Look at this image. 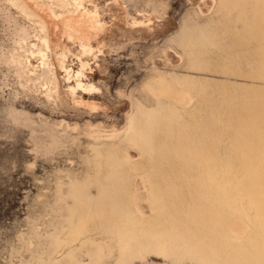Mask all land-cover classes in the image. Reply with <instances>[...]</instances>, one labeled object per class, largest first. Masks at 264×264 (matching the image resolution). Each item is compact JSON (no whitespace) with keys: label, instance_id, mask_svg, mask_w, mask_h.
Segmentation results:
<instances>
[{"label":"rangeland","instance_id":"374dc122","mask_svg":"<svg viewBox=\"0 0 264 264\" xmlns=\"http://www.w3.org/2000/svg\"><path fill=\"white\" fill-rule=\"evenodd\" d=\"M30 1L0 0V264H98L99 244L114 251L105 247L103 262L117 264L119 242L104 231L90 230L68 250L55 243L70 230L71 187L94 177V154L104 150L98 160H105L109 146L137 167L127 181L147 222L154 217L147 180L156 165L172 173L169 162L183 164L175 152L179 141L208 149L225 193L217 188L219 197L239 210L229 235L243 246L255 233L264 237V0H83L78 12L99 18L87 34L80 29L90 37L89 53L58 27L63 14L77 12L74 0ZM160 106L171 112L155 138L157 145L166 142L170 157L126 139L135 121ZM10 108L28 124H15ZM157 182L173 188L160 173ZM99 190L91 185L88 193L95 198ZM132 264L177 263L150 249Z\"/></svg>","mask_w":264,"mask_h":264},{"label":"bare ground","instance_id":"6f19581e","mask_svg":"<svg viewBox=\"0 0 264 264\" xmlns=\"http://www.w3.org/2000/svg\"><path fill=\"white\" fill-rule=\"evenodd\" d=\"M26 1L27 0H25V2ZM31 1L30 4L33 5V2L31 3ZM74 1L77 12H71L69 10L67 14H63L61 20L62 24L60 21V23H58V20H53L55 19V14L54 16L51 15L53 19L49 21H51L50 23L53 21L56 25L57 23L58 25L60 24L58 27L61 26L60 29L62 30L64 28L63 31L65 35H67L69 39H78L82 48L81 51L83 50L85 53H89L92 50V45L89 43L91 41L89 40L90 37L87 39L88 36H83L81 33L82 31L80 32V29L85 28L83 34H87L86 28H95L99 23V18L97 19V15L92 14L91 10H89L91 13L88 10H83L84 12H78L79 8L81 9L83 5V0ZM35 2L36 5H38L37 1ZM27 3H29V1ZM43 8V11H45L44 5ZM43 8H40V12ZM47 11L48 10L43 12L47 14L46 16H48L49 13L52 14V12L49 11V13H46ZM98 16L100 15L98 14ZM49 18H51L50 15ZM138 22L140 21H137L136 23L138 24ZM136 23L134 25H136ZM143 23L140 24L143 25ZM55 24L52 25V27L55 26ZM39 25H41V23ZM60 29H58V32L62 33V31H59ZM52 31H54L53 28ZM90 31H88V33H90ZM95 31L98 32L99 30H94V33ZM80 33L82 36H80ZM53 36H55V34ZM96 37L97 35L95 38ZM53 39L56 41L57 37L56 39L52 38V40ZM65 41L66 40L64 39V42ZM23 42L27 43L25 40H23ZM43 43L46 48L50 50L51 41L48 38H45ZM57 44L55 43V46H57ZM58 45H60V42ZM53 46L54 45H52V48ZM39 53L42 56V65L44 67L47 66L48 63L46 62V54L43 50H39ZM14 61L17 63L16 65L18 70V65L20 67L22 66L20 57ZM55 61H57V59H55ZM55 63L57 64V62ZM28 65L32 66L31 63H28ZM28 65L27 68L29 67ZM60 65L68 72L62 60ZM82 65L84 66V64ZM66 71L65 73L67 74ZM68 76L70 75L68 74ZM76 76L78 78V87L80 88V86H86L82 83V81L79 80L82 76V72H77ZM36 78L38 77H32L34 80ZM50 82L53 85L55 84L53 81ZM28 83L29 82H27V84ZM92 86L93 85H91V87ZM171 88L172 85H170V89ZM98 91L100 90L98 89ZM89 92L91 94V91ZM95 92H93L92 95ZM49 98H51V96ZM80 102L83 104L82 101ZM86 105H88V103ZM94 105L95 104H93V106ZM13 110L15 109H12L11 113H13ZM55 110L57 111V109ZM92 110L95 112L96 107L95 109L91 107V111ZM169 110L170 108H167L166 106H160L154 112L148 113V116L143 122L135 121V123H133L131 126V130H129L126 139L132 140L134 143L139 144L147 151H153V149L156 147V150H158L159 154L165 157H170L171 155L169 154V147L165 145L166 142L165 144L157 145V140L155 138L157 131L156 129L159 124H161V121L165 120V118L167 119L168 115L170 114L169 112H171ZM173 111L175 110L173 109ZM69 112L70 111H68V113ZM92 114L93 113H91V115ZM67 115L65 117H67ZM76 115L80 116L79 114ZM76 115L75 117H77ZM12 117V121L14 123L19 122L21 124L24 122L23 125L26 123L28 124V122L24 120L19 121L20 119L15 113H13ZM71 119L73 118L71 117ZM204 140L206 141V137H204ZM93 144V146L97 145L96 143ZM93 146H90L91 149ZM94 149L95 148H93V150ZM109 149L113 150H108L109 153H107V156H105L106 159L102 161L101 159L98 160V158L104 156V150H97V154L95 152L94 155H96V157L94 158L95 160L97 159V162H92L94 167L93 169H95L94 177L89 178L87 184H79L71 187L70 193L74 199V205L69 210L68 220L70 224V230L66 235L55 240L59 250L62 248L65 250L70 249L77 243L76 241H80L83 236L88 235L90 230H95L104 231L108 235L111 242L115 240L119 242L120 256L117 264H132V260L136 257V255L144 254L150 249L159 250L162 255L170 259L172 262H176L177 264H181L185 261H190L195 264H264V237L261 236V234L255 233L252 238L247 239L244 246L239 245L229 235L230 230H232L230 223L232 221L231 217L238 213L239 210L235 204L224 199L226 198L225 196L224 198L219 197L217 188L223 193L224 191L216 184V178L212 168V160L209 158L208 149L204 151H194L195 148L193 149L191 145L188 146L186 144L182 146L179 141L175 147V152L177 157L182 160L183 164H180L176 161L169 162L171 169L174 170L172 173H168L166 170L162 171L163 166L160 167L159 165V168L157 167L156 162L153 161L157 170H154L155 174L153 172L151 174L150 180H147L148 200L150 202L151 209L154 212V217L150 222L144 221L139 217L136 208L133 205L135 203L132 202L131 183L130 181H127L128 176H130V170L136 169L137 167H133L132 165H129L128 161L122 160L118 152L119 150L110 148V146ZM122 157L125 156L123 155ZM158 172L161 174V176H163L164 181L173 187L172 190H165L158 184ZM91 185L100 187L99 195L95 198L91 197L88 193ZM98 246V264H106V262H103L104 258L106 257L103 249L108 247V245L102 247L99 244ZM108 251L109 255H112L114 252L112 247H110ZM71 255L72 253L68 252V256Z\"/></svg>","mask_w":264,"mask_h":264}]
</instances>
